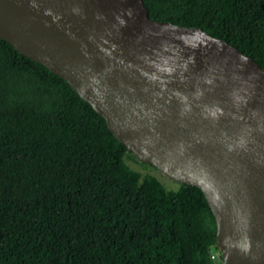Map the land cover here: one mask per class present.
Here are the masks:
<instances>
[{"label":"water","instance_id":"95a60500","mask_svg":"<svg viewBox=\"0 0 264 264\" xmlns=\"http://www.w3.org/2000/svg\"><path fill=\"white\" fill-rule=\"evenodd\" d=\"M0 38L64 78L141 161L201 188L222 264H264V68L144 0H0Z\"/></svg>","mask_w":264,"mask_h":264},{"label":"trees","instance_id":"16d2710c","mask_svg":"<svg viewBox=\"0 0 264 264\" xmlns=\"http://www.w3.org/2000/svg\"><path fill=\"white\" fill-rule=\"evenodd\" d=\"M144 2L264 68V0ZM130 155L64 78L0 38V264H215L204 191L169 190Z\"/></svg>","mask_w":264,"mask_h":264},{"label":"rangeland","instance_id":"374dc122","mask_svg":"<svg viewBox=\"0 0 264 264\" xmlns=\"http://www.w3.org/2000/svg\"><path fill=\"white\" fill-rule=\"evenodd\" d=\"M126 161L133 169L139 171L143 177H145L146 175H153L157 177L169 190H177L181 186L180 182L167 176L155 166L144 163L137 156L134 157L130 155L126 158ZM211 254L215 261V264H220L223 262V252L222 248L219 245L212 247Z\"/></svg>","mask_w":264,"mask_h":264}]
</instances>
